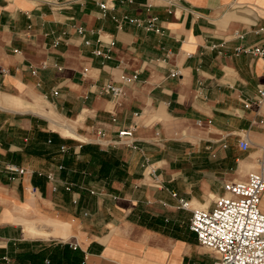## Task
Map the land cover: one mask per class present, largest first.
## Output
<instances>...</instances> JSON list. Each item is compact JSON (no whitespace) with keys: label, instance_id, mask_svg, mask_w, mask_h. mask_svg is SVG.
<instances>
[{"label":"crops","instance_id":"1","mask_svg":"<svg viewBox=\"0 0 264 264\" xmlns=\"http://www.w3.org/2000/svg\"><path fill=\"white\" fill-rule=\"evenodd\" d=\"M131 1L0 0V261L8 247L16 257L54 243L77 246L82 264L215 263L179 199L213 210L226 183L264 161V102L247 107L264 85V56L237 51L264 49V0ZM124 17L144 25L114 20ZM108 84L122 94H104ZM46 115L81 138L52 130ZM84 146L116 152L119 168L99 172ZM50 171L57 195L36 174ZM66 183L76 207L90 203L87 219L55 209L58 194L73 203ZM35 216L66 224L72 238H25Z\"/></svg>","mask_w":264,"mask_h":264},{"label":"built area","instance_id":"2","mask_svg":"<svg viewBox=\"0 0 264 264\" xmlns=\"http://www.w3.org/2000/svg\"><path fill=\"white\" fill-rule=\"evenodd\" d=\"M45 1V0H41ZM129 2H132L129 0ZM101 9H107L106 4L100 5ZM121 25L129 21L138 26L144 25L141 20H132L128 17L123 19L114 18ZM157 18H150L145 22L146 30L156 31ZM78 34L83 35L84 29H79ZM89 44V43H88ZM238 53H249L253 57H263L264 49L262 47L238 48ZM100 55V52H95ZM47 64H43L46 68ZM178 71L172 72L173 77L179 76ZM124 81H128L124 78ZM102 92L106 95L118 97L122 94L121 88L112 85L103 87ZM57 94V93H55ZM264 102V85L258 90V97L255 102L247 104V107L255 105L258 109ZM135 128V127H134ZM134 128L121 130L118 132L117 142L120 144L125 139L133 137ZM250 148L247 139L240 141V149L247 151ZM62 152L66 151L65 147L61 148ZM258 171L251 172L244 181L228 182L224 185L226 194L215 201L213 210L207 209H190V203L179 199L180 208L191 210L190 230L197 236L200 245L213 251L217 259L214 264H264V213L260 209L261 199L264 194V161L257 160ZM59 170L64 167L59 166ZM6 170L11 174L24 175L26 170L17 166H8ZM156 171L151 170L155 175ZM37 176L44 177L52 187V192L58 191L57 177L55 172L48 173L36 172ZM67 193H72L74 205L78 204L72 184L64 185ZM92 195L96 194L90 190ZM177 197L176 194H172ZM88 216V213H85ZM76 250L77 246H71ZM1 261L5 264H12L10 257L4 256ZM46 263H49L46 261Z\"/></svg>","mask_w":264,"mask_h":264},{"label":"trees","instance_id":"3","mask_svg":"<svg viewBox=\"0 0 264 264\" xmlns=\"http://www.w3.org/2000/svg\"><path fill=\"white\" fill-rule=\"evenodd\" d=\"M81 153L85 155L84 162L96 166L99 172H111L119 168L120 158L116 152L106 153L92 146H84ZM80 254L79 248L74 250L69 245L53 243L37 253L30 248L22 250L16 256V264H46L48 258L52 259V264H82Z\"/></svg>","mask_w":264,"mask_h":264},{"label":"bare ground","instance_id":"4","mask_svg":"<svg viewBox=\"0 0 264 264\" xmlns=\"http://www.w3.org/2000/svg\"><path fill=\"white\" fill-rule=\"evenodd\" d=\"M51 121V128L55 131H60L64 136L72 138H81L72 128L57 123L51 119L50 115H46ZM31 226L24 228L25 238L45 237L56 238L58 240L68 241L72 238L68 226L56 220L41 218L39 216L31 217ZM37 239V238H36Z\"/></svg>","mask_w":264,"mask_h":264},{"label":"rangeland","instance_id":"5","mask_svg":"<svg viewBox=\"0 0 264 264\" xmlns=\"http://www.w3.org/2000/svg\"><path fill=\"white\" fill-rule=\"evenodd\" d=\"M55 195H57V193H55ZM56 203H57V206H55V209H57V210H60V209L63 210L64 208H66L67 210L72 211L74 214H76L77 216H80L83 219H87L88 218V217L84 216V213H85L84 211L85 210H83V209H86L88 212H91L92 211V208H91L90 203L88 204V202H87L85 204V207H83V208H81L79 205L76 207V205H74L70 201L69 198H66L65 196H63L61 194H58V202H56ZM44 244L49 245L50 242H47V243H45V242L44 243H39V244L36 245L37 247H35V248L41 249L44 246ZM8 248L9 249H7V250L9 251V256L12 258V261H14L15 263H17V258L11 256V248L10 247H8ZM14 249H17V247L16 248L14 247ZM18 250H19V248H18ZM18 252H20V251H18ZM18 252H15V254H17ZM47 262H50L52 264V259L48 258L47 259ZM0 264H2V261H0ZM46 264H49V263H46Z\"/></svg>","mask_w":264,"mask_h":264}]
</instances>
